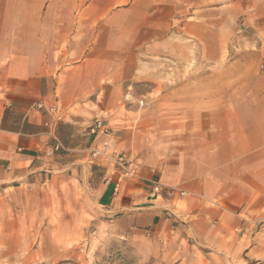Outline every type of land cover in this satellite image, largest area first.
I'll list each match as a JSON object with an SVG mask.
<instances>
[{
    "label": "crops",
    "instance_id": "crops-1",
    "mask_svg": "<svg viewBox=\"0 0 264 264\" xmlns=\"http://www.w3.org/2000/svg\"><path fill=\"white\" fill-rule=\"evenodd\" d=\"M163 2L0 0V202L40 206L28 219H56L61 235L92 225L140 236L165 264H264V64L231 99L222 67L175 89L188 93L175 117L139 107L143 63L160 56L174 17L192 22L193 10ZM251 2L242 25L260 50L264 0ZM224 42L204 36L203 60L221 59ZM99 120L112 132L92 133ZM55 137L63 148L49 154ZM106 144L130 156L135 176L117 182L116 169L91 159ZM153 182L162 188L150 198Z\"/></svg>",
    "mask_w": 264,
    "mask_h": 264
},
{
    "label": "rangeland",
    "instance_id": "rangeland-1",
    "mask_svg": "<svg viewBox=\"0 0 264 264\" xmlns=\"http://www.w3.org/2000/svg\"><path fill=\"white\" fill-rule=\"evenodd\" d=\"M251 3V0H164L165 8L179 5L181 9L193 10L192 22L189 27H183L188 15L184 11L176 23L174 17V25L167 29L169 41L159 56L163 59L154 56L149 57L148 63H143L149 72L143 80L135 82L138 87L133 94L141 96L138 106L165 113L168 118L175 117L178 110H187L186 105H175V102L179 99L187 101L188 94L180 93L179 98L175 89L189 81L200 84L205 73L215 74L222 67L227 70L228 99L240 93L236 92L237 86L243 90L251 89L264 64V49L258 50L251 42L257 37L255 31L242 25ZM258 22H264V18ZM215 26H222L221 32L215 30ZM206 35L221 36L226 41L218 61L203 60V37ZM261 35L264 36V32ZM184 37H189L190 41ZM209 46L213 53L217 50L213 42ZM187 51L192 53L190 59L182 60L188 57L182 56ZM180 68L186 72L179 74ZM188 68H194L190 76ZM220 79L219 75H213L212 83H219ZM163 94L165 97L161 99ZM160 101L163 106L157 109L155 103ZM46 206L43 205L41 212ZM39 208L29 205L25 210V207L0 202V264H165L155 250L150 249L149 242L140 236L120 237L107 230L98 234L92 225L87 227L84 235H61L55 228L56 219H28L39 212ZM17 216H24V219L17 220Z\"/></svg>",
    "mask_w": 264,
    "mask_h": 264
},
{
    "label": "built area",
    "instance_id": "built-area-1",
    "mask_svg": "<svg viewBox=\"0 0 264 264\" xmlns=\"http://www.w3.org/2000/svg\"><path fill=\"white\" fill-rule=\"evenodd\" d=\"M142 104V101H140ZM37 107H41L40 103H37ZM49 112L52 114L57 113V107L52 105L49 108ZM60 118V116H58ZM101 131L103 133H111L110 127L107 126L106 121L99 120L95 126L91 129L92 133ZM63 148L62 142L55 137V143L48 149L49 154H53L55 151ZM91 159H100L103 162L109 164L112 168L118 172L117 182H120L122 178L133 177L137 174L133 160L130 156L122 150H119L111 145H100L91 150ZM162 186L158 182H153L151 189L148 192L150 198H155L159 195Z\"/></svg>",
    "mask_w": 264,
    "mask_h": 264
}]
</instances>
